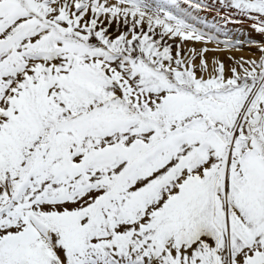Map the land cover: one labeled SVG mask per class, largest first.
I'll return each mask as SVG.
<instances>
[{"label": "snow or ice", "instance_id": "1", "mask_svg": "<svg viewBox=\"0 0 264 264\" xmlns=\"http://www.w3.org/2000/svg\"><path fill=\"white\" fill-rule=\"evenodd\" d=\"M0 264H264V0H0Z\"/></svg>", "mask_w": 264, "mask_h": 264}, {"label": "rangeland", "instance_id": "2", "mask_svg": "<svg viewBox=\"0 0 264 264\" xmlns=\"http://www.w3.org/2000/svg\"><path fill=\"white\" fill-rule=\"evenodd\" d=\"M209 20H211V16L208 17ZM230 28L233 26H229ZM252 36H254L256 39H260V37L256 34V33H252ZM234 39L237 37H233ZM238 39H240L241 41H243L245 39L244 36H239ZM210 48H216L217 46L215 44H209L208 45ZM188 47H196V48H200L201 44L200 43H195V44H189ZM221 49H223V46H220ZM207 58L209 59V61H211L214 58H218L221 59L225 62V64H229L231 63V61L229 60L230 56H244V57H252L254 55H259V53L254 52V51H250L249 47H245L243 49H227V50H222V51H218V52H208L207 54Z\"/></svg>", "mask_w": 264, "mask_h": 264}]
</instances>
